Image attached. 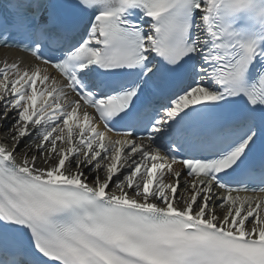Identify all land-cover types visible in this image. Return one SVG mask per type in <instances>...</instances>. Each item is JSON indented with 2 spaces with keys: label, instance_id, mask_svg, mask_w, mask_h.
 Segmentation results:
<instances>
[{
  "label": "snow or ice",
  "instance_id": "1",
  "mask_svg": "<svg viewBox=\"0 0 264 264\" xmlns=\"http://www.w3.org/2000/svg\"><path fill=\"white\" fill-rule=\"evenodd\" d=\"M0 48V264H264V0H0Z\"/></svg>",
  "mask_w": 264,
  "mask_h": 264
},
{
  "label": "bare ground",
  "instance_id": "2",
  "mask_svg": "<svg viewBox=\"0 0 264 264\" xmlns=\"http://www.w3.org/2000/svg\"><path fill=\"white\" fill-rule=\"evenodd\" d=\"M3 52H4L3 50H0V55H2V54H3ZM178 191H179V190H178Z\"/></svg>",
  "mask_w": 264,
  "mask_h": 264
}]
</instances>
